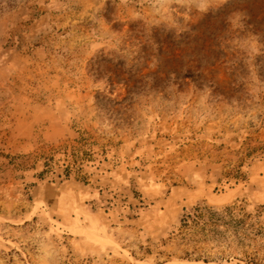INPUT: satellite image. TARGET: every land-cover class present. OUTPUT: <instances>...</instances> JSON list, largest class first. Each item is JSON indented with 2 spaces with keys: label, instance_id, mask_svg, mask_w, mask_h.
<instances>
[{
  "label": "rangeland",
  "instance_id": "obj_1",
  "mask_svg": "<svg viewBox=\"0 0 264 264\" xmlns=\"http://www.w3.org/2000/svg\"><path fill=\"white\" fill-rule=\"evenodd\" d=\"M208 2L0 0V264H264V0Z\"/></svg>",
  "mask_w": 264,
  "mask_h": 264
},
{
  "label": "clouds",
  "instance_id": "obj_2",
  "mask_svg": "<svg viewBox=\"0 0 264 264\" xmlns=\"http://www.w3.org/2000/svg\"><path fill=\"white\" fill-rule=\"evenodd\" d=\"M200 3H204L205 6L199 7ZM173 4L178 7H184L186 9H190L192 6H195L198 11L203 12L206 11L212 3L208 2V0H194V2H191V0H170L169 6ZM34 247H36L37 249V253L41 258L42 264H44V262H47V264H51V261L56 253L51 246H48L47 241L41 243L38 238L37 242L34 244Z\"/></svg>",
  "mask_w": 264,
  "mask_h": 264
}]
</instances>
